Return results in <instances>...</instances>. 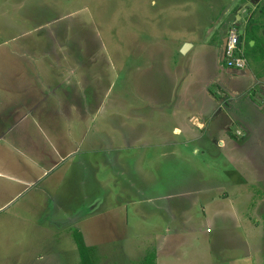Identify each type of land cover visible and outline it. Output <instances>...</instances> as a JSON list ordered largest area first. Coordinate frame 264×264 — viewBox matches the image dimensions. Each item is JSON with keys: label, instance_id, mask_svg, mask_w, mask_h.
<instances>
[{"label": "rangeland", "instance_id": "obj_1", "mask_svg": "<svg viewBox=\"0 0 264 264\" xmlns=\"http://www.w3.org/2000/svg\"><path fill=\"white\" fill-rule=\"evenodd\" d=\"M239 1L0 0V116L38 101L48 154L0 189V264H79L76 230L96 264H264V108L208 45ZM205 112L258 134H207ZM6 126L0 155L21 159Z\"/></svg>", "mask_w": 264, "mask_h": 264}, {"label": "crops", "instance_id": "obj_2", "mask_svg": "<svg viewBox=\"0 0 264 264\" xmlns=\"http://www.w3.org/2000/svg\"><path fill=\"white\" fill-rule=\"evenodd\" d=\"M231 1L235 2V0ZM253 1L255 2V4L252 9H242L243 7H241L244 4L248 3L249 0H242L239 1L238 4L235 6H233V4H230L226 8H222L223 20L221 23H218V26L220 25L221 28V34L218 39L212 40L208 43L210 47L218 51V58L220 59V62V46L222 44V40L224 37H226L227 29L232 28L234 26V23H238V29L243 30V35L241 37L242 39L239 46L240 54H242L243 57L246 59L245 54L249 52L250 54L252 53L251 55H253V53H255V48L258 47L261 51L260 53L264 56V0ZM250 15H252V19L254 20V27L257 29L256 32L252 33H249L246 28L247 20ZM248 34H252L251 36H254L256 39H258V46L257 44L255 45L253 41L249 42L250 39H247ZM219 39L220 43L218 44ZM184 44H189L190 46L185 52L186 54H188L191 48H193V44L189 42H186ZM253 46L254 48H252ZM256 62L263 63L264 58L260 59V61L257 60ZM219 64L221 66V63ZM261 69L262 67H258L257 65H255V63L249 62L248 64L247 62L246 68L240 70V80L242 81V84H247L249 86L248 88H245L242 92L248 98V101L251 102L252 106H261V108L259 109H257L256 107V109L253 108L256 111H260L264 108V70ZM234 72L236 71L234 70ZM228 73L233 74V70H228ZM248 80H250V84H248ZM227 88H230V90H241V88L239 89V87H235V85H233L232 83H230ZM212 99L214 100V98ZM231 100L234 102L236 100V95L233 92L229 91V101ZM37 104H39V102L36 100H23L19 101V103H12L8 106L5 105L6 107L3 111V117L0 116V131L2 129V125L6 123V130L3 131L2 134H8L10 139L13 141L11 144H7V146L11 148L8 151L9 153H12L14 151L17 154L16 156H19L21 158L17 159L15 156L13 157L11 155L9 157L0 155V166L6 165L8 168L7 172H4V170H2V172L0 170V189L7 188V193L5 194V197L8 198V200H3L1 204L6 205L9 202L11 195L16 191V187L20 185L34 183L36 179L35 175L37 173V170L42 173V160L44 155L48 154H45L42 149H40L41 143L38 141V137L43 136L42 134L44 133V128L42 126L43 119L36 113ZM224 105V103L219 104L218 110L221 111L222 109H224ZM227 108H229V105H227ZM20 109H25L24 114L17 118H12L13 114L16 116L19 115L18 110ZM15 110H17V112ZM203 116H206L208 118V124L205 128L206 133H212V130H215L214 133L217 134L215 137H219V133L227 132L229 130L230 133L232 132L233 136L237 139L247 137V139L251 141L254 135L258 134V127L255 122L251 119L248 122L246 121L243 128H239L234 123H232L228 127V123L231 122H229V120L227 121L224 119L221 121V123H215L213 127L211 126V122L214 123L213 118L216 115H212L211 113L208 114L207 112H205ZM259 121H264V115L260 116ZM200 124L201 126H203V123ZM202 128L203 127H201V129ZM18 129L20 130V136L16 137L15 135L18 133ZM236 131H238V134L236 133ZM261 133L263 134L262 138L264 139V130H262ZM1 136L2 135H0V139ZM48 138L51 140V136H49ZM23 161H26V164L23 163Z\"/></svg>", "mask_w": 264, "mask_h": 264}, {"label": "trees", "instance_id": "obj_3", "mask_svg": "<svg viewBox=\"0 0 264 264\" xmlns=\"http://www.w3.org/2000/svg\"><path fill=\"white\" fill-rule=\"evenodd\" d=\"M253 23H254V20L252 21L250 25L248 23L246 27L249 33L256 32L257 30L254 27ZM251 35L252 34H248L247 39H250L249 41H253L255 45L257 44L258 46V39H256L254 36H251ZM252 48H254V46ZM256 49H259V48L256 47L255 50ZM72 237H73V241L78 251L79 264H96V262L94 261V254H95L94 248L92 246H88L85 244L82 234L76 230L72 233ZM143 264H155V253H149L148 255H146L145 258L143 259Z\"/></svg>", "mask_w": 264, "mask_h": 264}, {"label": "built area", "instance_id": "obj_4", "mask_svg": "<svg viewBox=\"0 0 264 264\" xmlns=\"http://www.w3.org/2000/svg\"><path fill=\"white\" fill-rule=\"evenodd\" d=\"M237 37L238 30L236 28L231 29L227 35L226 51L222 62L227 68L242 70L246 68L247 61L243 55H240L239 48H236ZM236 133L238 134V131Z\"/></svg>", "mask_w": 264, "mask_h": 264}, {"label": "water", "instance_id": "obj_5", "mask_svg": "<svg viewBox=\"0 0 264 264\" xmlns=\"http://www.w3.org/2000/svg\"><path fill=\"white\" fill-rule=\"evenodd\" d=\"M255 2L253 0H249L248 3L244 4L242 9H245V8H249V9H252V7L254 6ZM241 10V9H240ZM233 25H235V27H239V24L238 23H234ZM243 35V30L242 29H239L238 31V37H237V40H236V48H239L240 46V42H241V37ZM226 44H227V37H224L223 40H222V45H221V62L223 61L224 59V55H225V51H226ZM189 44H184L183 47L181 48V53H185L188 48H189Z\"/></svg>", "mask_w": 264, "mask_h": 264}, {"label": "clouds", "instance_id": "obj_6", "mask_svg": "<svg viewBox=\"0 0 264 264\" xmlns=\"http://www.w3.org/2000/svg\"><path fill=\"white\" fill-rule=\"evenodd\" d=\"M232 28H235V27L233 26ZM236 29L239 31V29H238V28H236Z\"/></svg>", "mask_w": 264, "mask_h": 264}]
</instances>
